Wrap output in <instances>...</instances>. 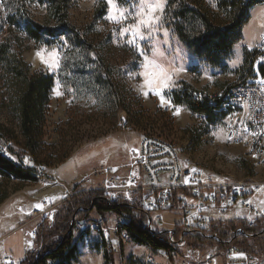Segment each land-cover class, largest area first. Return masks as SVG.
I'll use <instances>...</instances> for the list:
<instances>
[{
	"label": "rangeland",
	"instance_id": "1",
	"mask_svg": "<svg viewBox=\"0 0 264 264\" xmlns=\"http://www.w3.org/2000/svg\"><path fill=\"white\" fill-rule=\"evenodd\" d=\"M139 2L113 0L127 15V19L115 23L108 19L112 11L108 0L70 1L69 21L95 40L90 61L86 54L68 45L49 48L29 42L21 48V57L32 72L49 76L53 81L43 131L37 137L36 147H32L36 149L34 154L29 152L31 149L27 148L18 120L9 110L8 97L0 80V150L36 178L32 182L0 179V240L11 233L0 241V264L4 256L10 257L14 264H22L26 253L33 250L38 226L46 224L45 231H51L65 202L75 193L103 185L102 179L109 176L110 171L124 178L140 175L141 186L148 188L141 162L144 134L170 142L182 168L195 172L203 182L238 183L254 179L264 183V167L254 166L243 144L228 140L220 120L198 116L188 106L173 101L183 88L192 90L195 97L202 99L219 96L232 86L250 84L252 80L255 85L262 84L264 71L259 57L264 52V7L256 4L250 7L240 40L226 56L213 61L195 56L179 39L166 19L168 0H164L163 12L157 13L160 16L158 30L149 36L147 30L141 29L145 39L128 43L131 37L121 35L120 29L135 24L134 15L128 13L133 4L138 6ZM205 3L218 14L220 24L230 23L218 9L219 0H205ZM5 9L4 3L0 4L1 19L6 16ZM101 10L105 11L102 16ZM28 11L39 25L53 26L52 14L45 5L34 4ZM12 30L15 29L6 26L0 33L5 35ZM42 49L45 56L57 50L58 68L50 69L37 56ZM144 56L155 59L174 73L170 87L164 89L163 104L141 75ZM145 92L149 95H144ZM88 175L92 178L91 184L86 178ZM165 179L162 177L164 183ZM3 193L7 198L1 201ZM151 193L156 195L148 189L115 190L108 198L139 204L151 211L147 205ZM38 204L42 209L36 207ZM252 204L255 210L235 208L222 214L213 211L208 219L212 223L264 220V186ZM150 215L153 222L159 215L164 223L156 225L148 217L140 218L138 212L122 220L127 224L131 219H138L137 222L142 219L144 226L149 222L154 228L169 230L182 224L184 212L174 206L151 211ZM89 218L90 224L74 229L77 254L70 264H109V248L115 251V264H171L165 252L155 251L116 230L120 218L114 214H104L103 225L95 211ZM210 223L205 227V234L210 231ZM210 245L199 243L180 246V249L185 255L201 251V260L224 252L219 244ZM41 249L39 246L36 255ZM255 251L260 256L264 254L259 249ZM49 264L63 263L50 261Z\"/></svg>",
	"mask_w": 264,
	"mask_h": 264
},
{
	"label": "trees",
	"instance_id": "2",
	"mask_svg": "<svg viewBox=\"0 0 264 264\" xmlns=\"http://www.w3.org/2000/svg\"><path fill=\"white\" fill-rule=\"evenodd\" d=\"M70 1L3 0L6 16L4 19L0 18V32L3 33L6 26L15 30L5 35L0 33V80L3 81L5 95L8 97L9 110L18 120L31 154L36 151L32 147H36L37 137L43 131L53 81L49 76L32 72L31 67L21 57L20 51L29 42L49 48L68 45L73 50L78 49L86 54V59L90 61L91 53L95 49V40L89 39L88 34L73 26L69 21ZM120 1L126 2L127 0ZM259 1L219 0L218 9H221L227 19H230L229 24L222 25L218 22V14L210 9L205 0H168L166 19L170 21L179 39L192 54L217 61L226 56L240 40L242 29L248 20L249 9ZM34 4L45 5L48 8L52 14L53 26L39 25L31 18L28 10ZM104 13L105 11L101 10V16ZM254 83L255 81L252 80L248 85H254ZM180 92L174 96L175 104H184L194 114L206 117L208 120H220L210 107L207 97L202 99L195 97L192 90L188 88H183ZM0 179L7 181L15 179L21 182L36 180L31 173L16 165L1 150ZM6 198L7 195L3 193L1 201ZM147 205L149 206V203ZM61 210L51 231H45L46 224L38 226L33 250L26 253L22 264H49L50 261L70 264L77 254L74 229L76 226L90 224L89 217L93 211L100 216L101 225H103L101 217L106 213L114 214L120 219H130L133 213L138 212L140 218L148 217L149 221H153L150 215L153 210L144 209L139 204L128 203L122 199L112 201L98 190L75 193L65 202ZM137 220L131 219L127 224L124 222L123 230L128 231L130 236L139 243L146 244L155 251L165 252L171 264H177L179 256L183 255L176 247V240H172L169 233L174 232L176 239H180L184 232L182 224H176L169 230H161L154 228L149 222L144 226L142 219L140 222ZM210 225L208 235L218 237L220 242L196 233V235H185L183 242L187 243L186 246L206 243L211 244L210 246L219 244L217 245L219 248H224L230 241L229 244L244 247L251 252L257 253L255 249L264 252L263 219H257L252 224L245 221H222ZM238 229H242L243 233L237 232ZM39 246L42 249L39 255H36ZM107 254L109 264H115L113 258L115 251L109 248Z\"/></svg>",
	"mask_w": 264,
	"mask_h": 264
},
{
	"label": "built area",
	"instance_id": "3",
	"mask_svg": "<svg viewBox=\"0 0 264 264\" xmlns=\"http://www.w3.org/2000/svg\"><path fill=\"white\" fill-rule=\"evenodd\" d=\"M256 5L264 7V0H260ZM259 60L264 71V52L260 54ZM216 97L208 96L209 105L214 114L220 118V122L227 131V136H231L232 142L243 144L247 155L256 156L255 167H264V84L235 85L223 95H219L218 99ZM2 153L4 152L2 151ZM141 156L144 174L149 183L148 188L141 186L140 175L131 174L124 178L116 176L110 171L109 176L102 179L103 185L81 192L98 190L109 197L115 190L138 192L141 189H148L156 192V195L150 194L149 207L153 211L173 209L174 206L178 210L179 207L182 208L184 232L178 240L174 232L169 233L170 238L176 240V247L183 255L179 256L177 264H264V254L260 256V253L229 244L230 241L224 248H221L224 252L220 256L208 255L202 260L201 251L185 255L180 249V246H186L183 238L189 234L204 235L220 242L218 237L204 233L205 227L212 221L208 220L210 213L215 211L222 214L235 208L255 210L252 201L264 183L246 181L215 184L203 182L195 172L185 171L182 168L175 147L166 146L161 139H153L145 134L141 142ZM165 174L167 176H162ZM162 177L166 178L165 183ZM86 178L91 184V176L88 175ZM256 215H259L258 211H256ZM118 221L116 230L125 233L127 237L130 236L127 231L123 230L124 221L122 219ZM254 222L255 220L251 224ZM152 223L160 225L164 221L161 216L157 215ZM237 232L240 233L241 229H238ZM33 236L35 237L34 233ZM241 253L244 256H240ZM9 262L14 264L10 257L4 256L1 264H9Z\"/></svg>",
	"mask_w": 264,
	"mask_h": 264
},
{
	"label": "snow or ice",
	"instance_id": "4",
	"mask_svg": "<svg viewBox=\"0 0 264 264\" xmlns=\"http://www.w3.org/2000/svg\"><path fill=\"white\" fill-rule=\"evenodd\" d=\"M3 3V0H0V4ZM109 5L112 8L108 19L120 23L122 19H127L125 10L119 9L113 3V0H108ZM164 0H140L139 5L133 4L132 10L128 14H133L136 22L131 27H124L120 29V34L124 36H130L128 43H136L137 39H145L144 35L141 32V29L147 30L149 36L156 30H158V25L160 21V16L157 13H162L164 10ZM137 47L139 45L137 44ZM155 49L153 52L155 54ZM44 50L37 52V56L48 65L52 70H55L59 67V54L56 49H53L47 56L43 55ZM141 55H144L141 52ZM143 72L141 75L145 79L146 85L154 91V93L161 98V103H165V97L163 95L164 89L170 87L172 82V76L174 73H170L166 70L162 64L157 63L155 59L149 60L147 56H144V61L142 63ZM260 83L264 84V80H261ZM144 95H149L148 92H145ZM251 203V201H248ZM37 208L42 209V205H36ZM240 256H244L243 253ZM11 264V262H9Z\"/></svg>",
	"mask_w": 264,
	"mask_h": 264
},
{
	"label": "bare ground",
	"instance_id": "5",
	"mask_svg": "<svg viewBox=\"0 0 264 264\" xmlns=\"http://www.w3.org/2000/svg\"><path fill=\"white\" fill-rule=\"evenodd\" d=\"M255 85V84H254ZM148 136V135H147ZM150 137H152V136H150ZM228 137V140H230L231 141V136H227ZM153 139H159V138H156V137H152ZM164 143H165V145L166 146H172V144L170 143V142H167V141H165V140H162ZM173 147V146H172ZM176 155H177V152H176ZM178 156V155H177ZM248 156V155H247ZM250 157H252V159L251 160H254L255 161V163H256V156H254V155H249ZM251 182H258V181H256V180H254V179H252V180H250ZM238 183H243V182H238ZM148 213H149V211H148ZM119 219V218H118ZM211 223H212V221H211ZM209 225V224H208ZM209 227V226H208ZM128 232V231H127ZM160 232H161V230H160ZM172 239V238H171ZM172 240H175V239H172ZM187 244V243H186Z\"/></svg>",
	"mask_w": 264,
	"mask_h": 264
},
{
	"label": "crops",
	"instance_id": "6",
	"mask_svg": "<svg viewBox=\"0 0 264 264\" xmlns=\"http://www.w3.org/2000/svg\"><path fill=\"white\" fill-rule=\"evenodd\" d=\"M252 161H254V160H252ZM254 163H255V161H254ZM255 164H256V163H255ZM208 220L210 221V218H209ZM213 223H214V222H213ZM14 232H15V231H14ZM12 233H13V232H12ZM9 234H11V233H8L6 236H8ZM6 236H4V237H6ZM4 237H3V238H4ZM3 238H2V239H3ZM2 239H1V240H2ZM1 240H0V241H1ZM30 251H31V250H30ZM158 252H159V251H158ZM5 257H6V256H5Z\"/></svg>",
	"mask_w": 264,
	"mask_h": 264
},
{
	"label": "water",
	"instance_id": "7",
	"mask_svg": "<svg viewBox=\"0 0 264 264\" xmlns=\"http://www.w3.org/2000/svg\"><path fill=\"white\" fill-rule=\"evenodd\" d=\"M240 233H243L242 229H241V232Z\"/></svg>",
	"mask_w": 264,
	"mask_h": 264
}]
</instances>
